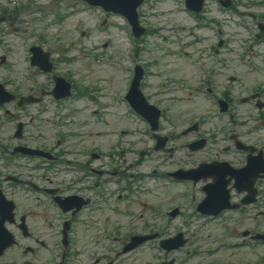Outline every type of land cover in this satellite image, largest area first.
Returning a JSON list of instances; mask_svg holds the SVG:
<instances>
[{
  "label": "rangeland",
  "instance_id": "374dc122",
  "mask_svg": "<svg viewBox=\"0 0 264 264\" xmlns=\"http://www.w3.org/2000/svg\"><path fill=\"white\" fill-rule=\"evenodd\" d=\"M8 0H3L4 4H7ZM48 0L40 1L46 3ZM182 0H154L153 2L157 5L153 7L150 5L143 9V14L152 13H163L166 14L162 19H154L152 22H156L158 25L168 26L170 29L166 34L168 36V41L163 42L162 44L157 40V37H152V47L153 52L148 51V53L144 54L143 61H156L157 64L155 67L149 68L150 76L148 77V81L151 82L154 86H156V90L159 91H167L172 89L173 93L170 96H166L161 98L160 101L169 99L172 100L173 103L166 104L165 108L169 111L165 121V128L168 130H176L180 131L184 128L188 123L192 120L201 117L207 116L205 119L204 133L208 132H218L223 127L231 130L232 124L228 122L226 118H214L211 116L208 111H210L208 105L209 102L204 99L202 94L193 91L195 86L200 85L204 81V76L202 72V66L212 67L214 66V60L211 56H208L206 51H203V55L205 61L202 59H198L199 52L198 49L201 47L212 46L217 42V38L212 31V28H203L197 27L196 22H194L188 15H185L179 11V5ZM253 1L255 3L260 2V0H240L239 10L243 12H256L255 9L261 11L264 14V0L263 4L259 6L251 5L247 7V3ZM210 2V1H209ZM242 2V3H241ZM171 14V15H170ZM206 16L208 18H225L226 15L220 13V9L215 4V2L211 1L206 10ZM84 19H87V23H78L77 17L71 19L67 25L59 29L58 31L51 30L48 33V38L50 41V47L54 48L57 43L55 39H60L61 34L67 32H73L74 28L81 27L84 30H91L94 23L99 19L97 15L94 17L90 15V12H86L83 16ZM240 20L244 22V25L233 26L229 25L228 22L223 19L220 21V28L224 31V39H226L225 48L221 51L219 55L220 63L216 65L217 73L214 77V82L218 79L220 80V87L226 83V78L224 75L228 74H239L241 76V81L237 85H241L242 88L245 86H252L254 84L253 79L246 72L247 70L241 65L245 66L243 58L240 56V52L246 50L249 44V40L247 39L250 36V29H254L252 21L247 16H239ZM146 21H149V17L146 18ZM163 22V24H161ZM184 27L185 29H180ZM44 32L45 29H44ZM92 34L88 35L85 40H81L80 43V55H85V60H80V63L74 64L73 70L79 74L80 72V84L81 86L88 87L90 89L101 88L102 91L99 94V99L102 102L112 101V98L115 95L121 93V89L124 87L125 80H127L129 76V71L124 70L121 71L120 66H126L129 64V58L126 55V52L131 45L124 39L123 34L117 32L113 29H110L107 33L96 31L92 29ZM119 35V36H116ZM201 34H207L208 38H202L200 44L196 45L193 42L194 38L198 39V36ZM74 39L76 40L77 35L73 34ZM160 37V36H158ZM247 39L248 41H245ZM184 47L182 48V46ZM107 46V47H106ZM264 48L263 44H259L256 46V49ZM77 50V49H76ZM183 53L189 54L188 58H184ZM202 56V55H200ZM254 56V53H252ZM108 57V58H107ZM97 60V62H94ZM101 61V63H98ZM105 61L107 64H104ZM112 62L116 64L115 69L113 68ZM111 63L110 66H108ZM254 64V61H251V65ZM79 76V75H78ZM173 78L177 79L174 80ZM118 81V82H117ZM165 82H169L165 84ZM123 85V86H122ZM187 87V88H186ZM155 89H151L150 91H156ZM96 103H92L89 100H81L79 103V117H78V125L82 128L90 130L92 132L99 131V129L103 128V126H98V122L96 119L92 118L91 113L96 107ZM109 110L106 111V118L108 120V127L111 129H117L120 125L126 126L125 128L131 129L135 128V143L136 146L140 147L138 139L141 136L138 133L142 124L139 123L134 118H127L122 106L119 105H107ZM103 110V108H102ZM109 111V112H108ZM115 119L112 126H109V120ZM101 124V123H100ZM184 141H178L177 144L180 145ZM113 143V142H110ZM150 145V143H149ZM215 154V150H213L210 146L203 153L197 155L196 157L189 159L185 156L181 155L180 158L185 160L188 163V166L194 165L195 163H199L202 160H209ZM155 158V159H153ZM151 165H156L157 161L161 160L162 157L159 155H154V157H150ZM165 162V160H162ZM160 163V162H159ZM173 163V162H170ZM195 164V165H196ZM176 165L182 166L183 162H180L179 159H176ZM176 166V167H177ZM158 185H154L157 187ZM174 195L179 196V188L172 187ZM158 192L162 194V196L155 194L153 198H150L152 202H156L159 197L164 206H169L170 200H173L172 197L168 196V188L158 189ZM187 195L189 198V202L192 203L194 199L193 190L187 189ZM152 195L148 194V198ZM146 200V199H145ZM155 207V206H154ZM41 218L34 215L32 216L31 224L36 231V221H40ZM150 218L146 217L144 221H149ZM140 229L143 225L139 224ZM215 226V225H214ZM208 229V231H210ZM128 229L126 230V232ZM36 233L40 236L38 231ZM214 241V239H212ZM15 255L19 254L17 251H14ZM99 253L100 250H97ZM12 254L11 256H15ZM143 262V261H142ZM140 262V264L142 263Z\"/></svg>",
  "mask_w": 264,
  "mask_h": 264
},
{
  "label": "flooded vegetation",
  "instance_id": "af4514ba",
  "mask_svg": "<svg viewBox=\"0 0 264 264\" xmlns=\"http://www.w3.org/2000/svg\"><path fill=\"white\" fill-rule=\"evenodd\" d=\"M10 36L12 35H4L5 38H9ZM28 45L32 46V44L29 42L24 41L21 48H12L8 44V41H5L2 46L4 51L0 54V59L2 56L6 58L5 67L7 69V76L5 85L9 91L17 97V100L8 106L12 107L14 110H21L24 108V106L20 107L18 105L21 98L28 95H36L40 99L39 103L29 106L23 111L16 112L20 119L29 120L31 124L34 121H37V123L35 126L28 125L25 130L24 140L22 143L15 141L13 147L27 146L37 151H44V149H47V151L51 152L47 144V140L44 138V73L38 68L32 67V65L37 64L36 61L40 62V59L36 60L32 50L29 53V51H25V49H23V46L26 47ZM42 62L43 60L41 59V63ZM7 63H9L11 66H9ZM28 63H30V65L32 63V70L29 69ZM34 80L36 83H34ZM40 106L43 107L42 113L39 112ZM77 151L79 152V155L82 156V152L84 151ZM82 168L83 169L81 171L85 177L82 180L77 181L69 182L64 180L59 175L57 167L50 166L47 163L44 164V170L41 167L34 171H30L29 178H32L35 175L34 182L39 185V190L41 193L50 192L62 197L76 196L96 202L98 192L97 183L96 181H89L87 177L88 174L96 175L94 172L95 170L90 169L88 166H82ZM17 171L23 174L28 173L27 170L23 169H18ZM103 185L106 189V184L104 183ZM250 215L253 217L252 219H249V222L255 223V208L250 209Z\"/></svg>",
  "mask_w": 264,
  "mask_h": 264
}]
</instances>
